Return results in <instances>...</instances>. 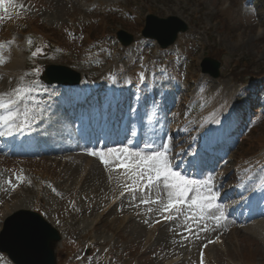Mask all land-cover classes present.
<instances>
[{
    "label": "rangeland",
    "instance_id": "rangeland-1",
    "mask_svg": "<svg viewBox=\"0 0 264 264\" xmlns=\"http://www.w3.org/2000/svg\"><path fill=\"white\" fill-rule=\"evenodd\" d=\"M118 2V5L122 6L123 8V12H132L130 14H132L134 17L132 19H124V22L121 23L112 22L110 24L111 30H108V19L105 18L103 20L106 24L105 29L108 30V33H110L113 37H115V33L123 31L131 35L134 38V41L138 38L140 39L139 33L142 29L145 17L149 13L159 18L175 17L179 21L184 22L188 27L187 32L180 36L179 40L176 42V45L181 46L182 50L186 51L189 56H193V62L189 69V75L191 78L198 76L200 69L203 70L201 65H203L205 58L216 60L220 64L219 77L217 79H212L211 81L210 78H205L208 86H216L214 93L216 98H214L213 102H210L211 106L196 111V108L201 107L204 102L209 101L211 98L210 94L206 93V90L201 86L195 87L196 91L192 106H182V102H185V104L187 102L184 101L185 98H187V100L189 99L188 94L183 93L178 86H176L173 90L175 96L168 100L159 101L158 107L159 111L161 112L165 110V107H167L169 112H173V107L177 109L178 116L176 117V122L178 123V138L182 139L186 135L191 134L193 131V128L191 127L193 126L194 121H204L207 118L206 116L208 111L215 106V103L219 99L217 96L220 95V92L225 87H227L229 90L228 92H231V96H233L229 106H226L227 110L230 111L228 112L227 118L220 128L226 129L223 126H226V122H228L231 117L239 113L240 106L245 100V98L241 95L239 96L240 98L237 99L235 96L234 99V95H237L238 92H235L236 86H234L231 81L235 78L238 79V77H245L243 76L244 74L242 75L244 72L257 74L258 72H263L262 69H264V0H115V2L113 0H27L26 5H23L26 10L24 17L27 19L35 18L48 28L55 29L58 26H62V32H64L65 29L74 30L76 32V38L72 39V42L70 39H66L64 40V44L62 41V50L60 49L59 51L61 56L66 55L67 57H61L59 59V56L56 55L49 64H68L71 69L77 70V72H80L83 76L86 74L85 77L88 79H95L99 81L101 77L106 76L105 74L108 71L107 67L99 65L96 60L88 59L85 56V52L81 50V28L85 25H90V27L98 25V21H101V19H98V15L101 14V9L103 7L107 8L108 5H112L113 3H115L114 6H116ZM122 14V12H119L116 15L120 19H123ZM69 19H73V24L71 26L68 25ZM24 25L25 23L22 26L20 22H17L16 24H8L6 25L8 26V31L5 33L3 31L4 24L2 21L0 22V44L5 45L4 49L2 50L4 58L5 51L8 49L10 50L12 46H14V48L16 47L17 50H20L22 47L21 39ZM97 30L98 28L94 29V33H97ZM194 37L197 38L195 39ZM196 44L200 47H196ZM64 45L66 46V49H64ZM132 45L129 46L130 49H127L122 53L123 58L121 65L127 72L135 70L138 67L139 60L142 55V52L138 51L141 45L138 42L135 45ZM55 50L56 49H50L49 51L54 53ZM170 57H172L171 62L176 60L177 57L174 56V51L169 53V58ZM48 61L49 59L45 61H39V63L47 64ZM6 62L0 65V70H4L3 67L6 68V65H8ZM176 62H178L181 66L187 64L183 58H180V60H177ZM206 68L210 69L211 67L206 66ZM1 73L2 72L0 71V74ZM13 77L14 76H12V78ZM3 80L7 81L8 83L10 81V79ZM20 82L21 78L20 81L10 83L12 86H9L5 90L12 91L16 87L21 86ZM142 90L143 94L147 93L145 89ZM178 100L181 104L180 107L176 106V102ZM232 102H234V107L230 106ZM253 108L258 110L256 104H253ZM256 112L257 113L254 115H251V113H246L247 116L243 117L244 119H242L240 122L246 131L245 135L247 136L246 143L248 147H251L253 144L264 142V111ZM44 116H47L48 118V125L46 124V126L42 129L41 136L56 134L53 136H63V139L66 140L71 139L69 137L71 125L68 123L64 113H56V110H54L50 112H44ZM56 130H60L62 132H56ZM175 142H178L177 138L175 139ZM48 147L52 148L50 145H48ZM234 149L235 151L230 155L229 162L226 166V172L230 171L231 167L235 163L234 161H236L238 158V152H242L240 139L234 143ZM49 153L52 154V152ZM29 154L32 153H27L26 155L20 156L22 158L18 157L17 159L5 160L4 162L0 163V168L1 166H6L8 168L11 167L10 169H12L18 164L28 163L32 164L31 166H33L34 163H38V172L41 173V176H43V178L48 177L52 181V185H56L61 188V192L66 191L68 193V195L64 196V200H60L59 197H55L48 191L46 193L43 192L41 196L44 204L45 216L48 215L52 219L54 217L57 219L63 218V226H65L70 221H76V224L73 226L70 225V227L67 228L61 226L66 230H71L73 233H65L64 231L60 235L61 241L56 249L58 264H67V262L77 264L75 259L80 256L81 245L83 243V239H81V237L84 231L80 229L82 224L87 230L90 229L91 226L93 227V229L90 231L98 237L96 238V245L107 247L111 252L110 256L119 255L122 262L124 261L126 254L134 256L137 251V254L141 255L140 259L139 257L137 258L139 264H163L167 259H171L173 256H181L182 254H184L183 260L176 264H197V253L199 247L197 244H202V242L205 241H212V235H209V233L205 231H203V234L202 230L197 224L193 227L195 230L191 232L190 238V240L194 238L193 240L197 244H181L177 241L180 240V235H178V232L181 230V223L178 221L182 219V215L188 211L187 208L176 217L177 219L181 216L174 222V226L177 225L175 226L177 230H172L173 222L164 225L161 227L162 229L159 228L158 231L152 236L151 241L148 244H145L143 236L145 231H147L145 226L148 224V220L143 214H140V212L136 211L138 208L139 211L144 210V212L153 213L157 206L154 204H145L141 202L142 200H154L150 199V197H155L152 196V192L156 188V186H153L150 189H147L144 187V183L142 182L139 183V185L141 184V188H138L132 184L134 189L132 197L121 199L122 202L125 199V204L128 203L130 207L129 211L126 210L124 206H122V203L119 206L114 207L112 213H107L104 215L100 214L99 212L102 210V206L104 204L103 197L104 195L106 196V203L108 192V186L106 187L105 185L106 175L102 170L103 166L100 163H96L97 165H95L101 171V173L98 172V174H102V188L98 192L94 191L98 187L97 183V186L94 185L95 187H91L92 190H90L87 185H85V188L82 187V189L79 190L80 194L88 196L89 200L87 199V202H83L81 200L82 204L80 202V206H77V208L81 207L82 209L80 208L78 210V214L74 217V219H72V215L69 217V213L66 211V208L68 200L75 196L72 188L73 183H76L74 178L76 174L80 173L79 171H82L81 167L84 163L82 158L86 154L82 158L75 159L74 156L80 155L79 153L73 152L69 156V161L64 160V158L61 157L62 155H50L46 153L49 156H43L42 150L36 152L35 154L37 157H33L32 159L28 158ZM91 156L93 155L86 157L87 162L84 166V169H87L88 173L90 172L89 170L92 169L91 164L95 163V160L93 161V157ZM54 157L56 159L52 161ZM23 158H25L26 161L21 160ZM88 163L90 164V168L87 167ZM37 165H34L35 170L33 171L37 170ZM31 166L29 165L27 168L28 171H30L29 168L31 169ZM105 167L107 168V166ZM74 169L76 170L74 173H72ZM1 170L0 201H6L5 203L9 206L23 205L26 207V209L23 210L30 209L35 200L34 190H23L18 194V196L15 195L8 199V196L11 195L10 189L14 184V180L11 177L12 172L8 170L5 171L3 169ZM9 181H11V183H9ZM120 183L121 182H117L115 184ZM110 188L112 190L114 189L112 186ZM162 188H158V191L161 193ZM80 194L79 196H81ZM156 197L161 199L160 196L156 195ZM157 201L158 202L156 204L160 202L159 200ZM129 203H134V205L131 207ZM24 207L21 206L19 209ZM160 210H163V207L157 209V211H159L158 213L161 212ZM189 210L190 213L193 211L191 209ZM98 213L100 215L99 217L96 216ZM126 213H128V220H126L123 216ZM46 218L48 219V217ZM90 221L92 225H90ZM92 221L96 222L95 225H93L94 223ZM257 221H263L264 226L263 218H259ZM199 223L204 222L200 220ZM191 225L192 224L190 223V226ZM55 227L58 228L56 225ZM259 227H256L253 232H256L258 228L262 231L261 225ZM216 228L210 232L212 233L217 231V233H220L222 231V229L218 228L219 230H217ZM98 235H100L101 238ZM260 238L261 237H258L256 241L249 238V236L246 234H242L241 232H236L235 234L229 235L227 237L226 247L228 253L226 255L219 253L217 255H213L215 258L211 260L210 264H224V260L226 261L227 258L234 260L235 264H264V241L262 242ZM73 239H75V241L78 240L79 244L75 254L72 253L73 255L68 258L67 250L69 249L65 243L67 242V244H70ZM98 248L99 247L96 246V252L93 255L91 254L92 256L90 258L85 259L83 261L84 264H93L95 262L96 258H98L97 253L102 250ZM109 264H116V261L111 259L109 260Z\"/></svg>",
    "mask_w": 264,
    "mask_h": 264
},
{
    "label": "snow or ice",
    "instance_id": "snow-or-ice-1",
    "mask_svg": "<svg viewBox=\"0 0 264 264\" xmlns=\"http://www.w3.org/2000/svg\"><path fill=\"white\" fill-rule=\"evenodd\" d=\"M31 43V41H29ZM5 45L0 44V65L4 64L3 49ZM39 52V49H37ZM37 52H33L35 56ZM35 71H39L38 69ZM141 78L143 74L141 73ZM33 91L31 86H18L10 92L0 93V128L7 125L10 129L15 126L16 131L23 132L30 125L27 123V112L21 113V103L29 98ZM25 116V121L19 125H14V121L20 116ZM3 134V133H0ZM154 146L145 143L144 149H152ZM170 146L165 144L161 150L145 151L133 150L127 145L120 148H109L104 151H90L89 154L99 156L105 166L112 165L114 169H124V174L133 184L144 183V187L150 189L153 186H163L167 190V203L163 211H180L181 205H186L188 209H194L201 220L211 219L219 224L221 219H226L223 208L218 200V193L211 187L213 181L190 179L178 172L173 167L168 156ZM19 180L20 178L17 177ZM11 183V181H9ZM191 194V195H190ZM142 203H157L156 200H142ZM215 213H219L216 215ZM172 219V216L167 217ZM206 230V229H205ZM212 241H209L211 243Z\"/></svg>",
    "mask_w": 264,
    "mask_h": 264
},
{
    "label": "bare ground",
    "instance_id": "bare-ground-1",
    "mask_svg": "<svg viewBox=\"0 0 264 264\" xmlns=\"http://www.w3.org/2000/svg\"><path fill=\"white\" fill-rule=\"evenodd\" d=\"M9 57H10V60H8L7 62H6V64H8V65H6L7 67V69H5V70H3V71H5V72H7V75L10 77H12V76H16L15 74H16V72H17V70L19 69V67L21 66V59H20V56H19V54H18V52H17V50L15 49V50H10V52H9ZM6 57V56H5ZM222 105L221 104H219V107H221ZM65 125V124H64ZM67 126V125H66ZM44 142L46 143V142H49V144H51V145H55V147H53V149L55 150L54 152H59V153H65V154H69L68 156H70L73 152H76V153H79V155L80 156H84L85 154L87 155V156H89L90 154L88 153V152H86V153H84V152H82V151H80V149H78V147H77V145L74 143H66V142H63L58 136L57 137H55V136H48L47 138H45L44 139ZM49 152H52L50 149L49 150H47L46 151V153L47 154H50ZM54 152H52V153H54ZM64 155V154H63ZM85 155V156H86ZM78 155H76V156H74V158L76 159H78ZM91 157H93L92 159H93V161L95 160V163H93V164H91L92 165V169L91 170H89L90 172L88 173V170L86 169H83V171H84V173L83 172H81V173H79V175L80 174H82V175H84V180H83V183H82V186L80 187V189H82V187H84L85 188V185H87L89 188H90V190H92L91 189V187H93L94 185H96L97 183H98V187H97V189H95L94 191H96V192H98L99 190H101V186H102V174H100L101 173V171L97 168V164L98 163H100L103 167L105 166V164L104 163H102L101 162V160L99 159V160H96V158L94 157V156H91ZM84 158V157H83ZM81 160V159H80ZM84 162V161H83ZM87 161L85 160V162L84 163H86ZM91 162V161H90ZM81 163V162H80ZM97 163V164H96ZM72 164V163H71ZM96 164V165H95ZM73 165V164H72ZM76 165H77V163H76ZM81 165V164H80ZM95 165V166H94ZM70 167V166H69ZM87 167H89L90 168V164L88 163V165H87ZM74 168V167H73ZM76 169H77V167H76ZM76 169H74V171L72 172V173H74L75 172V170ZM78 170V169H77ZM85 171H86V173H85ZM71 172V171H70ZM98 172H100L99 174H98ZM124 172V170L122 171V172H120V173H123ZM78 177H79V175L78 174H76ZM75 175V176H76ZM106 175V174H105ZM78 180V179H77ZM76 180V183H78V181ZM103 180H104V178H103ZM105 181H106V186H109V187H111L109 184L111 183V181H109L108 180V182H107V180L105 179ZM116 181H118V180H116ZM108 184V185H107ZM97 186V185H96ZM95 187V186H94ZM106 190V189H105ZM157 199H159V198H157ZM80 202H81V200H80ZM166 202H167V200H166ZM81 204H82V202H81ZM84 204V203H83ZM163 206V205H162ZM16 207H14V208H8L7 209V211H6V213H8V211L9 212H11V211H13V209H15ZM46 219V221L48 222V223H50V224H52V225H54L53 224V222L48 218H45ZM184 221H186V220H183V224L184 223H186V225H188V226H190V222L189 221H186V222H184ZM260 226V224L259 223H257V226L256 227H259ZM253 226H250L249 228H247L246 229V231H247V233L248 234H252V232H253V230L256 228V227H254V228H252ZM221 229V227H217L216 229L217 230H219V229ZM260 228V227H259ZM258 228V229H259ZM162 229V228H161ZM174 229H176V227L174 228ZM257 229V230H258ZM134 230V229H133ZM166 230V229H165ZM165 230H163V231H165ZM177 230V229H176ZM167 231V230H166ZM171 232V231H170ZM215 232V231H214ZM217 232V231H216ZM219 232V231H218ZM168 233V232H167ZM167 233H165V234H167ZM254 233V232H253ZM176 234V233H175ZM160 236V235H159ZM163 236V235H162ZM173 236V235H172ZM166 238V237H165ZM164 239V238H163ZM162 239V240H163ZM172 239V238H171ZM166 240V239H165ZM170 241V240H169ZM166 242V241H165ZM199 243V242H198ZM170 246V245H169ZM194 249V248H193ZM190 251V250H189ZM191 253H192V250H191Z\"/></svg>",
    "mask_w": 264,
    "mask_h": 264
},
{
    "label": "water",
    "instance_id": "water-1",
    "mask_svg": "<svg viewBox=\"0 0 264 264\" xmlns=\"http://www.w3.org/2000/svg\"><path fill=\"white\" fill-rule=\"evenodd\" d=\"M169 21L171 20L159 21V23L162 27H167L170 23ZM162 29L164 30L165 28ZM181 29H183V27ZM175 31L172 33L173 36L175 35ZM150 36L159 38L158 35L155 36L150 34ZM46 232L47 231H43L41 236L33 238L29 242V245L24 243V237L27 235L25 232L13 237V241L17 244L16 249L18 254L21 257V260H24L23 262H19H22V264H53V256L50 252V243L54 241V237L52 234H47ZM30 236L33 237L32 234ZM13 252L15 251L13 250Z\"/></svg>",
    "mask_w": 264,
    "mask_h": 264
}]
</instances>
